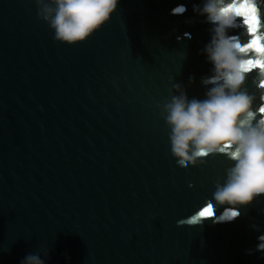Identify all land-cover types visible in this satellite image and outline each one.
I'll return each mask as SVG.
<instances>
[{"label": "water", "instance_id": "obj_1", "mask_svg": "<svg viewBox=\"0 0 264 264\" xmlns=\"http://www.w3.org/2000/svg\"><path fill=\"white\" fill-rule=\"evenodd\" d=\"M194 4L204 0H119L69 44L36 0H0V264L30 253L45 264H264V195L225 215L232 206L213 193L234 162L179 166L161 115L174 84L201 100L212 87L202 50L214 25ZM256 7L264 31V0ZM228 34L249 42L242 28ZM255 77L244 87L259 107ZM197 212L200 223H178Z\"/></svg>", "mask_w": 264, "mask_h": 264}, {"label": "clouds", "instance_id": "obj_2", "mask_svg": "<svg viewBox=\"0 0 264 264\" xmlns=\"http://www.w3.org/2000/svg\"><path fill=\"white\" fill-rule=\"evenodd\" d=\"M37 15L54 30V39L69 44L87 40L108 22L119 0H36ZM257 0H204L194 11L207 16L214 25L213 36L203 52L213 64V74L202 79L212 85L206 98L189 99L181 84L173 87L179 95L161 105V115L170 132L172 155L187 167L204 164L210 155L223 154L233 165L223 183H216L214 201L231 205L225 215L236 218L239 206L250 205L264 195V102L254 107L256 96L244 87L249 73L256 71L254 83L264 101V31ZM184 6L174 11H184ZM231 28H242L249 42L229 35ZM194 77L190 81H194ZM208 207H214L212 201ZM197 212L179 224L200 223ZM256 228V225H253ZM264 240V236L259 238ZM264 249V243L257 250ZM250 252L252 250H249ZM49 250L45 252L48 255ZM21 264H45L39 253L28 254Z\"/></svg>", "mask_w": 264, "mask_h": 264}, {"label": "snow or ice", "instance_id": "obj_3", "mask_svg": "<svg viewBox=\"0 0 264 264\" xmlns=\"http://www.w3.org/2000/svg\"><path fill=\"white\" fill-rule=\"evenodd\" d=\"M202 215H204V213H202Z\"/></svg>", "mask_w": 264, "mask_h": 264}]
</instances>
